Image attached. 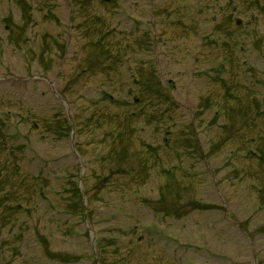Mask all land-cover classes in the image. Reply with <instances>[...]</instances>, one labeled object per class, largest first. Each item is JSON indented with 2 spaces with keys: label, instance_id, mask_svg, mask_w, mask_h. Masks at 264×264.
Instances as JSON below:
<instances>
[{
  "label": "rangeland",
  "instance_id": "374dc122",
  "mask_svg": "<svg viewBox=\"0 0 264 264\" xmlns=\"http://www.w3.org/2000/svg\"><path fill=\"white\" fill-rule=\"evenodd\" d=\"M0 264H264V0H0Z\"/></svg>",
  "mask_w": 264,
  "mask_h": 264
},
{
  "label": "water",
  "instance_id": "95a60500",
  "mask_svg": "<svg viewBox=\"0 0 264 264\" xmlns=\"http://www.w3.org/2000/svg\"><path fill=\"white\" fill-rule=\"evenodd\" d=\"M240 23V20H237V24H239ZM93 240V239H92Z\"/></svg>",
  "mask_w": 264,
  "mask_h": 264
},
{
  "label": "flooded vegetation",
  "instance_id": "af4514ba",
  "mask_svg": "<svg viewBox=\"0 0 264 264\" xmlns=\"http://www.w3.org/2000/svg\"><path fill=\"white\" fill-rule=\"evenodd\" d=\"M168 82L171 83V81H169V80H168ZM199 103H200V102H199ZM199 103H198V104H199ZM198 104H197V105H198Z\"/></svg>",
  "mask_w": 264,
  "mask_h": 264
}]
</instances>
